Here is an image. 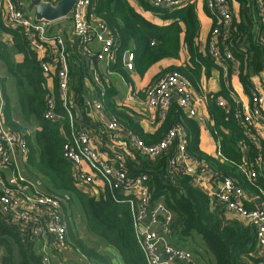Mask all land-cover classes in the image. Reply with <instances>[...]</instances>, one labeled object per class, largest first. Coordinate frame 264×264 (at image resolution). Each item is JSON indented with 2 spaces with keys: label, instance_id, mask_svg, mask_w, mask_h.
<instances>
[{
  "label": "trees",
  "instance_id": "obj_1",
  "mask_svg": "<svg viewBox=\"0 0 264 264\" xmlns=\"http://www.w3.org/2000/svg\"><path fill=\"white\" fill-rule=\"evenodd\" d=\"M138 1L143 8L151 10L144 0ZM228 1L232 9L230 22L225 27L220 25L212 34L213 22L203 48L198 44L200 22L194 4L173 11H158L161 19L170 20L165 25L152 23L127 0H90L89 5V16L98 18L107 26L116 53H124L130 44L132 69L138 74H143L163 58H179L182 50L186 56L184 64L169 67L159 75L176 71L198 90L202 76L208 78L212 68L219 71L220 89L205 94V106L211 119L210 133L218 145L214 155H207L199 149V125L175 100L153 134L144 133L130 109L117 107L107 94L102 104L126 132L146 144L159 141L170 128L180 125L187 152L196 164L217 173L218 178L231 179L234 186L242 189L244 208H264V179L261 176L249 179L246 175L258 171L257 159L264 160V150L259 139L254 141L251 138L250 134H255L252 127L243 125L240 115L236 116L242 108L236 103L230 83L232 74H235L244 92L251 95L256 86L254 78L264 74V34L259 43L252 38V22L247 15L249 0ZM1 23L4 22L0 18V28H4ZM4 29L10 34L8 45L0 41L3 73L0 83L5 122L11 132L27 143L25 171L28 168L31 175L34 172L33 179L41 177L43 190L47 193L68 197L62 203L65 247L77 251L90 264H147L123 194L106 185L102 191L92 193L76 187L71 164L63 157L64 136L69 134L71 127L57 91L58 79L52 74L51 85H48L37 54L29 47L21 28ZM211 42L220 52H229L231 59L221 56L215 60L208 53ZM16 54H21L22 58H15ZM8 80L14 87L12 92L16 100L13 101L6 88ZM48 100L53 105L52 118L45 117ZM14 101L19 107L18 118L12 114ZM218 101H223L224 105H218ZM66 105L76 127L69 100ZM258 143L260 151L256 149ZM133 155V159L125 158L124 171L129 177L147 174L151 200L163 203L171 211L172 233L168 238L171 245L190 250L197 264H264V257L257 252L253 228L226 211L223 205L211 203L207 192L194 182L191 175L169 168L167 154L154 159L140 152ZM254 198L260 200V205L254 204ZM74 207L80 211L85 235L78 232ZM9 218L0 214L2 264H45L37 238L20 233Z\"/></svg>",
  "mask_w": 264,
  "mask_h": 264
},
{
  "label": "built area",
  "instance_id": "obj_2",
  "mask_svg": "<svg viewBox=\"0 0 264 264\" xmlns=\"http://www.w3.org/2000/svg\"><path fill=\"white\" fill-rule=\"evenodd\" d=\"M52 5L60 0H42ZM152 13L160 10L173 11L194 4L195 0H144ZM254 4L255 20L252 38L258 43L264 34V0H249ZM90 0H75L70 13L74 40L82 45L98 41L100 50L95 57L98 61L111 62L114 39L107 26L98 18L89 16ZM207 14L212 18L216 33L220 25L226 26L232 17V9L228 0H203ZM0 18L11 27L23 30L26 41L37 54L43 75L48 85L51 76L58 79L57 91L60 94L65 111L70 120V132L65 135L63 157L71 164L75 185H84L92 191H102L106 185L112 191H120L124 201L128 203L133 219V227L140 248L147 264H197L193 253L187 248L173 246L169 243L172 213L161 202H153L150 198L145 173L129 177L124 171L125 158L133 159L134 152L154 159L162 154L168 155L169 168L191 175L194 182L201 186L213 204H221L225 210L250 225L255 234L257 252L264 257V208L246 209L242 205L244 192L233 185L229 178H218L217 173L205 169L194 161L186 149L183 130L180 125L170 128L163 137L153 143L146 144L136 135L126 132L110 117L106 126L110 136L122 143L121 150L112 151L110 156L100 154L91 142L85 130L77 129L72 123V112L66 105L69 88V65L66 44L61 36L50 35L48 29L51 21L35 20L28 17L23 0H0ZM208 53L219 60L221 56L231 59L229 52H220L214 43H210ZM132 53L128 52L127 70H132ZM95 79L97 76L95 74ZM50 83V84H49ZM194 88L178 72L168 71L160 75L145 90L144 103L148 109L157 112L163 119L173 100L191 118L201 121L198 104L206 102L205 94L195 95ZM242 111L240 115L243 125L260 122L264 125L261 111L264 95L259 86H255L250 95V104L243 105L236 99ZM46 118H52V101L48 100ZM218 105H224L218 101ZM94 109L101 112L100 103ZM258 141L257 134L251 135ZM258 151L261 145H256ZM27 143L16 133L10 131L5 122L4 101L0 83V214L10 217L9 221L17 226L20 233L37 238L43 250V261L52 264L48 255L50 248L61 250L65 247L66 225L62 214V203L67 195H56L43 190L39 179H28L23 173L27 157ZM105 155V156H104ZM258 171L247 172L249 179L261 176L264 179V160L257 159ZM245 171L246 169H242ZM0 264L1 255H0ZM55 264H65L62 261Z\"/></svg>",
  "mask_w": 264,
  "mask_h": 264
},
{
  "label": "crops",
  "instance_id": "obj_3",
  "mask_svg": "<svg viewBox=\"0 0 264 264\" xmlns=\"http://www.w3.org/2000/svg\"><path fill=\"white\" fill-rule=\"evenodd\" d=\"M23 1L25 2L26 15L34 18V11L28 9V2L26 0ZM127 1L139 14L154 24L165 25L170 22V20H163L158 14L152 13L151 11H148V9L143 8L138 0ZM248 2L247 15L252 22L253 29L255 20L254 3L251 1ZM195 3L196 5H194V9L200 22L198 44L203 48L212 25V18L204 9L203 0H195ZM90 18L92 17L90 16ZM68 19H70L71 24ZM64 20H67V24L70 26L67 30L61 31L59 22ZM1 25L6 29H14V27L8 26L7 23H1ZM4 28H0V38L4 39H0V41L8 45L10 34ZM48 33L52 36H61L66 44L67 61L69 65L68 100L75 113L76 128L85 130L89 134L91 142L100 154L110 156L112 151L121 150V147L123 146L122 143L111 138L110 131L106 126L112 116L102 104L103 97L106 94L117 107L125 106L130 109L135 121H137L144 133L153 134L158 130L161 124V119L156 111L148 109L145 106V90L151 85V83L155 82L160 76L159 74L167 68L172 66L178 67L184 64L186 56L183 50L181 51L179 58H163L152 64L143 74L140 75L133 69H126L124 63L125 52L118 54L114 51L111 62L106 64L105 62L98 61L95 57L96 53L100 50V42L92 41L86 45L77 43L74 40L72 33V20L70 14L66 17L51 21ZM125 51L131 52L130 44ZM15 58L21 59L22 55L17 54L15 55ZM95 74L97 80L95 79ZM219 74L220 73L217 69L212 68L208 78H205L204 76L201 77L199 89L196 90L194 88V94L201 95L218 91L220 89ZM254 81L256 85L260 87V90L264 95V74L261 77H255ZM230 83L235 92L236 99L240 100L243 105H249L250 96L244 92L239 79L235 74H232ZM96 103L102 105L103 111L99 112L94 109ZM14 104L15 106L12 114L14 118H18L19 107L16 102ZM198 112L202 117L201 121H197L199 125V149L207 155H214L217 152L218 145L210 133L209 127L211 125V119L205 103L198 104ZM262 112L264 114V105L262 106ZM250 126L259 137L262 149L264 150V125L260 122H254ZM43 182L44 181L42 180V184ZM76 187L89 193L90 188L88 186L79 185ZM253 202L256 205H260V200L258 198H254ZM53 248L48 250V255L51 257L52 264L59 261H62L65 264H79V262H81L80 264H90L81 254L79 255V258L76 257L71 249L63 248L57 250Z\"/></svg>",
  "mask_w": 264,
  "mask_h": 264
},
{
  "label": "water",
  "instance_id": "obj_4",
  "mask_svg": "<svg viewBox=\"0 0 264 264\" xmlns=\"http://www.w3.org/2000/svg\"><path fill=\"white\" fill-rule=\"evenodd\" d=\"M28 2V9L34 11L35 20L54 21L68 16L73 8L75 0H60L52 5L49 2L42 0H26ZM128 62V51L124 53V63Z\"/></svg>",
  "mask_w": 264,
  "mask_h": 264
},
{
  "label": "rangeland",
  "instance_id": "obj_5",
  "mask_svg": "<svg viewBox=\"0 0 264 264\" xmlns=\"http://www.w3.org/2000/svg\"><path fill=\"white\" fill-rule=\"evenodd\" d=\"M69 20V22H70V24H71V21H70V19H68ZM67 20H64V21H61V22H59L60 24V26H61V31L63 30V31H65V30H67V28L70 26L69 24H67ZM69 30V29H68ZM0 35H1V32H0ZM0 39H3V38H0ZM4 40V39H3ZM5 42H7V41H5ZM17 55V54H16ZM0 75L2 76L3 75V73H2V67H1V64H0ZM7 91H8V93L10 94V98H11V101H13V99H15L16 100V96L14 95V93L12 92V89H14V87H13V84H12V82H11V80H8L7 81ZM11 88V89H10ZM13 106H15V104H13ZM26 170L27 171H25L24 170V174L27 176V178L28 179H33L32 178V175L34 174V172H32V175H31V171H28V168H26ZM41 177H37L36 179H39L41 182H42V180L40 179ZM74 212L76 213V215H77V217H76V220H75V222H76V224H77V228H78V232L80 233V235H85V231H84V228H83V226H82V224H81V221H80V218H79V215H80V211H79V209L77 208V207H74ZM71 251L73 252V254H75L76 255V257H78L79 258V253L77 252V251H75L74 249H72L71 248ZM81 262H79V264H80Z\"/></svg>",
  "mask_w": 264,
  "mask_h": 264
}]
</instances>
